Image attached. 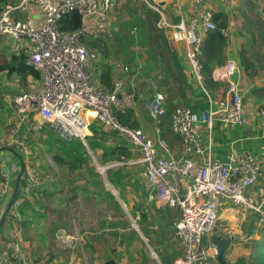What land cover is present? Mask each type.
I'll list each match as a JSON object with an SVG mask.
<instances>
[{
	"label": "crops",
	"instance_id": "obj_1",
	"mask_svg": "<svg viewBox=\"0 0 264 264\" xmlns=\"http://www.w3.org/2000/svg\"><path fill=\"white\" fill-rule=\"evenodd\" d=\"M149 1L158 9L156 11L152 8L159 14L155 23L157 31L138 44L146 52L141 61L142 68H137V59L133 56L130 75L134 77V87L126 91V82L123 83V93L118 97L116 110H130L129 123L135 124V128L140 129L152 141L157 153L166 158L186 157L196 166H201L208 156L218 160H225L232 152L253 156L260 163V174L251 186L243 190V195L256 205H264V120L260 115L264 111V103L252 94L251 83L241 68L242 54H246L247 58L254 53L255 58L264 60V0H165L162 6L153 0ZM207 14H211L215 29L222 27L220 36L224 39L221 59L213 63V69L229 60L237 64L233 80L239 86L243 114L248 118V124L230 126L214 121L211 129L200 124L196 134L201 152L194 148L186 151L182 138L170 130L169 118L166 120L165 115L169 116L179 105H188L195 110L204 109L208 91L213 93L209 94L210 98L219 99L224 96L225 90L220 94L216 90H208L205 80L203 87L197 84L186 59V45L172 39L171 30L163 25V20L171 24L195 22L197 26H201ZM205 33L206 31L202 35V41L208 42L210 40ZM4 36L14 40L13 47L16 51L9 56L3 53L8 51ZM163 38H166L167 46ZM28 47L26 38L14 39L10 35L0 34V50L3 49L0 63L9 60L12 55H28ZM170 48H173L174 56ZM200 56L201 51L199 60ZM174 59L184 70L186 82L179 76ZM202 59L205 60L204 56ZM26 65L29 66L27 63ZM31 68L32 73H0V142L8 144L0 150V192L5 182L8 189L5 195H0V222L4 221L3 228L11 233H6L8 238L11 239L13 230L18 231V241L24 256L44 258L47 264H58L61 261V264H107L111 261L113 264H173L183 254L173 227L180 210L166 206L155 195L153 200L148 201L149 191L146 188L143 165L139 162L140 154L128 138L103 122L92 120L89 124V136L84 141H75L83 146L85 150H82V156L89 160V165L94 167V172L100 177L87 175L86 178L74 180L71 177L75 176L64 173L65 169L59 167L52 158L56 150L51 148L57 144L49 142L47 137L54 134L53 140L58 135L48 125H42L39 131L45 142L43 150H36L34 141L33 145L28 143L30 140L27 137L30 134L27 133V124L20 127L14 135L7 133V128L15 125L12 98L21 92L35 90L40 84L39 71ZM100 69L101 66L98 76ZM98 76H92L95 85ZM150 77H154V80H146ZM116 78L118 77L115 76L114 80ZM128 84L132 85L130 81ZM157 90L165 95L163 106L166 111L158 130L147 112L150 93ZM263 94L264 92L260 95ZM201 103H204V108ZM39 121L38 116L29 120L32 123ZM21 165L37 170L41 177H46L45 182L32 186L22 197L16 217L9 208L5 219L1 221ZM113 168H119L126 177L121 185L125 189L123 195H119V189L114 188L106 179L108 170ZM79 170L85 171L86 166L82 165ZM22 176L17 189V194L20 195L26 185ZM189 183L188 177L179 180L180 193ZM66 196H70V200ZM23 201H28L26 207L22 205ZM217 213V222L212 232L203 237L202 243L210 245L213 235L232 237L234 239L224 252L226 264H258L252 257L264 249V225L258 224L256 214L247 206L225 201L220 202ZM124 219L129 224L124 228L126 230H118L119 238H116L113 232H117L115 229L119 226L118 223ZM42 223L43 228H39ZM102 231L110 233L102 237ZM121 238L123 241L120 244ZM258 245L262 249L259 247L256 251L255 247ZM6 251L11 252L10 242L0 240V254H6ZM64 251L67 253L63 257L58 254ZM15 262L20 264L16 260ZM196 264L218 262L214 257L209 262Z\"/></svg>",
	"mask_w": 264,
	"mask_h": 264
},
{
	"label": "built area",
	"instance_id": "obj_2",
	"mask_svg": "<svg viewBox=\"0 0 264 264\" xmlns=\"http://www.w3.org/2000/svg\"><path fill=\"white\" fill-rule=\"evenodd\" d=\"M144 2L158 11L154 4L147 0ZM111 5L112 0H19L0 10V34L28 40L26 63L39 71L41 76L35 90L21 92L12 98L15 125L6 131L14 135L26 124L28 131L41 130L45 124L63 140L84 141L89 136L91 121L99 120L125 136L140 154L139 162L143 165L149 191L148 201L153 200L155 195L166 206L180 210V216L173 225L183 254L173 264L209 262L214 259V248L204 245L202 239L212 232L217 222L220 202L247 206L256 214L258 224L264 225V205H256L243 195V190L251 186L259 176L260 163L249 154L235 152L230 153L225 160L208 156L201 166H196L186 157L166 158L157 153L152 141L140 129L127 128L115 121L112 108L118 105V97L123 93V82L116 78L109 92L97 87L93 83L91 70L98 55L79 41L81 35L106 31ZM71 12L79 16L78 29L61 30L59 22L62 16ZM163 25L171 30L175 42L186 45L185 55L191 73L197 84L203 87L199 46L204 32L215 29L211 14L204 17L201 26L195 22L171 24L164 20ZM221 33L225 34V31L221 30ZM115 69V73L128 71V67L120 63H116ZM237 69V64L229 60L211 71V80L226 86L223 97L212 99L207 96L206 108L195 110L189 106H180L170 115V130L182 138L186 151L194 148L201 152L196 134L200 124L208 129H211L214 121L230 126L248 124V118L243 114L239 86L233 80ZM133 80L134 77H131L130 83L133 84ZM164 100V93L157 90L152 92L147 104V112L157 130L166 113ZM260 115L264 120V111ZM33 116H38L40 121L29 122ZM4 146L8 144L0 142V149ZM12 169L15 167L12 166ZM22 175L26 185L21 196H15L10 206L14 217L22 197L32 186L46 179L30 166L23 169ZM183 177H188L190 183L180 193L178 182ZM7 190L5 182L0 195H5ZM12 236L14 241L10 249L14 260L20 264H38L22 253L18 231L13 230Z\"/></svg>",
	"mask_w": 264,
	"mask_h": 264
},
{
	"label": "trees",
	"instance_id": "obj_3",
	"mask_svg": "<svg viewBox=\"0 0 264 264\" xmlns=\"http://www.w3.org/2000/svg\"><path fill=\"white\" fill-rule=\"evenodd\" d=\"M18 1L19 0H0V10L5 5L16 4L18 3ZM147 1L151 3L149 0ZM139 10H140L139 16L137 18L131 17L126 20H123L121 24L122 26L118 27V29L114 28L112 33L108 35L110 29H113L112 28L113 23L110 18L112 11L110 8L108 11L109 18H108V28L106 29V31L103 32L101 35L93 37L91 40L86 41L85 38L79 39L80 43L84 44L85 47L89 51L95 52L97 55L99 54V63H100L101 69H100L98 79L96 81V85L97 87L101 88L103 91L109 92L113 89L112 86H113V80H114V73L116 72V69H115L116 63L114 64L112 60H109L110 56L113 55L116 61L123 59L124 51L126 48H127V53H128V47H131L136 44H141L142 42H144V40H146L150 36L152 32L157 31V28L155 27V23L159 19L158 12L150 8L148 4L144 2V0H141ZM130 16H133V15L131 14ZM79 23H80V20H79V16L77 15V13L71 12V13H68L62 16L59 22V28L65 31H75L78 29ZM126 25H128L127 28H126ZM140 28H145L146 30H148L149 34L147 36H141L139 33ZM221 28L222 27H219V28L216 27V29L213 31H206L205 34L209 37L208 39L210 41L208 42L202 41L200 44L201 56H200L199 61L202 65L203 85H204V80H205L207 87L211 91H215L219 85L217 82L211 80L210 74H211V71L213 70V63L216 61H220L221 59L220 53L224 46V39L220 36ZM122 30L125 31L124 38L120 36V32ZM102 37H104V39H100ZM127 38L131 39L129 43H128ZM100 42H102L101 46L98 45V43ZM111 42H113L114 44H111ZM164 42H165V46H167L166 38L164 39ZM166 49L168 50V48ZM98 50H100V52ZM170 52L174 56L175 52L173 48H170ZM19 54L20 55L18 56L12 55L9 60H4L3 62H1L0 63V73L3 71H7L8 75L13 74V73L23 74L26 71H29L30 73H32V68L26 65L27 55L25 56V55H21V53ZM254 55H255L254 53H251L249 54V56H247V58H245L246 54H242L241 56V68L244 71L245 75L248 77H251L253 74H257L258 71H262L264 69V66L258 65L259 61L257 60V58L254 57ZM203 56L205 60L202 59ZM129 61L133 63V56L131 57V59H129ZM175 63H176V60H175ZM176 66L178 68L179 76L185 79L186 74L184 70L182 69V67L180 66V64L176 63ZM184 82H186V79L184 80ZM250 83H251V88H252L251 92L253 93V95L257 97L260 101H262L261 103H264V96L260 95L261 93L264 92V86L255 85L252 79L250 80ZM208 93L210 95L213 94V93H210L209 91ZM151 94L152 93H150V96ZM206 99H207V96H206ZM182 106H188V105H182ZM203 106H204V103H201V107ZM116 109L117 108H115V106L112 108V116L115 119V121L121 126L134 129L136 127L135 124L129 123L130 121L129 111L130 110L117 111ZM174 110L172 112H174ZM172 112H170L169 116L165 115L164 118L166 120L169 118L170 120V115L172 114ZM52 141L54 144H57L56 146H53L51 148L52 150H56L52 158L59 167H62V169H65L64 173H66L69 176L70 175L75 176V177H71V179L75 180V179H80L81 177L86 178L87 175H90L95 178L100 177L97 173L94 172V169H93L94 167L89 165V160L85 158L84 156H82V152H83L82 150H85V149L83 148L82 145L77 144L76 143L77 141H75V139L69 140L67 142L61 139L60 137L56 136V137H53ZM82 165L86 166L85 171L79 170V168ZM118 169L119 168L109 169L106 179L108 180L109 183H111L114 186V188L119 189L120 191L119 195H123V191L125 189L122 188L121 185L125 181L126 177H124V175H122L120 170ZM109 174L111 176H109ZM20 196H21L20 194L16 195V197H20ZM66 198L70 200V196H66ZM22 205L26 207L28 205V201H23ZM118 224L119 226L117 227V229H115L117 232H113L116 238H119L118 230L124 229L125 227L128 226L129 223L126 219H124L122 222H119ZM3 225H4V221L0 222V240L11 243L12 236H11V239L8 238V234L11 235V233H9V231H6V229L3 228ZM108 233L110 232L102 231V237H104ZM174 235L176 236L175 228H174ZM6 239H8L9 241H7ZM122 241L123 240L121 238L119 243L121 244ZM262 242L264 243V240H262ZM0 255H1L0 260L4 259V254H0ZM6 255L8 257H7V260L4 259L5 263L8 264L10 262L11 264H16L10 251H6ZM252 258L256 260L258 264H264V254L263 255L260 254L257 256L255 254V256H253ZM0 263L2 264L3 262L0 261ZM107 264H113V263L111 261V262H107Z\"/></svg>",
	"mask_w": 264,
	"mask_h": 264
},
{
	"label": "rangeland",
	"instance_id": "obj_4",
	"mask_svg": "<svg viewBox=\"0 0 264 264\" xmlns=\"http://www.w3.org/2000/svg\"><path fill=\"white\" fill-rule=\"evenodd\" d=\"M140 4H141V0H113L112 1V5H111L112 14L110 16L111 21L113 23V25H112V28L113 29H110L108 35L112 33V31L114 30V28L115 29H118V27L122 26L121 24H122V21L123 20H126V19L131 18V17H133V18L136 17L137 18L139 16V11H140L139 10V6H140ZM131 14L133 16H130ZM127 26L128 25H126V28H127ZM139 33H140L141 36H147L149 34L148 30H146L145 28H140ZM101 34L102 33L86 34V35H81L80 38L81 39L82 38H85V40L87 41V40H91L93 37L98 36V35H101ZM120 36L124 38L125 31L122 30L120 32ZM4 38L6 39V42H7V45H8V47L6 48V49H8V51H3V53H5V55L9 56L10 54H12L13 52L15 53V51H16V49L13 47L14 40H12L11 38H9L8 36H4ZM100 39H104V37H102ZM127 39H128V43H129L131 39L130 38H127ZM111 44H114V43L111 42ZM98 45L101 46L102 45V42L98 43ZM2 50H0V54H2ZM100 50H98V51L100 52ZM145 53H146L145 52V49H143L142 47H140V45L136 44V45H133L131 47H128V53H127V48H126L125 51H124L123 59H121L119 61H116L115 58L113 57V55L110 56L109 60H112V62L114 64L115 63H121L122 65L128 67V71L125 72V73L124 72L114 73L115 76H117L118 78H120L123 83L126 82L125 90H129L130 88L134 87V83H135V80H133V84L132 85L128 84V81L131 80V75L128 72H129L130 68H133V63H131L129 61V59H131L132 56H135L136 59H137V63H136L137 68H139V70H140V68H142L141 67V61H142V58H143V56H144ZM257 60L259 61V64L258 65L264 66V60L263 59L257 58ZM99 68H100V63H99V54H98V59L93 64V67H92V70H91V74L93 73L92 76L94 78H95V76L96 77L98 76ZM245 77L247 78V80L249 82L252 79V81H253V83L255 85L264 86V75H262V71H258L257 74H253L251 77H248L246 75H245ZM147 79L154 80V77L153 78L152 77L146 78V80ZM144 80H145V75H144ZM223 90L226 91V86H225L224 83H220L218 85V88L216 89V91H217V93L220 94ZM263 96H264V94H263ZM39 131L40 130L34 131V130L29 129V131L27 133L30 134V137H27V138L30 140V142H28V143L29 144H32V141H34V145H35L36 150H43V148H45V146H43L45 142L42 141V139L40 137V134H39ZM52 136L53 135H48V137H47V138H49V142H51V143H53ZM26 149L28 150V147H26ZM43 160H45V159L43 158ZM36 172L39 173L37 170H36ZM39 228H43V223L41 225H39ZM37 230L38 229H36V231ZM10 245H11V243H10ZM3 246L6 247L7 245L6 244H3ZM259 247H261V246L260 245L256 246L255 247V250L257 251ZM10 253L12 254V252H10ZM66 253L67 252H65V251L64 252H58V254L61 255L62 257ZM260 254L263 255L264 254V250H262L261 252H258L256 254V256L257 255H260ZM7 257L8 256L6 254H4V259L5 260H7ZM4 259H2L1 261L4 262ZM29 259L34 260V261H37L38 264H47V263H45L46 259H44V258L32 257V258H29ZM61 263H62V261L60 263H58V264H61ZM49 264H52V262L49 263Z\"/></svg>",
	"mask_w": 264,
	"mask_h": 264
},
{
	"label": "water",
	"instance_id": "obj_5",
	"mask_svg": "<svg viewBox=\"0 0 264 264\" xmlns=\"http://www.w3.org/2000/svg\"><path fill=\"white\" fill-rule=\"evenodd\" d=\"M153 1L156 2L160 6L164 5V2H165V0H153ZM2 149H0V150H2ZM23 168H24L23 165H21V170H20V172L16 178L15 187H14L12 194H11V197L8 200V203L6 205V210L2 214L1 221L3 220L5 215L7 214L8 210L12 204V201L17 194L18 184H19V180H20V177L22 175V172H23ZM233 239L234 238H232V237H221V236H217V235L211 236L210 245L214 248V257H215L216 261L218 262V264H226V262L224 261V252L229 247V244Z\"/></svg>",
	"mask_w": 264,
	"mask_h": 264
}]
</instances>
